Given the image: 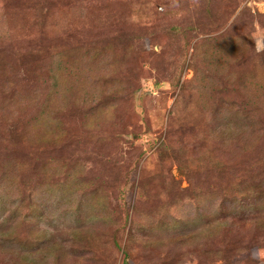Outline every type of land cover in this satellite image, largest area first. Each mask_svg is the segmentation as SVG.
<instances>
[{
  "label": "rangeland",
  "instance_id": "rangeland-1",
  "mask_svg": "<svg viewBox=\"0 0 264 264\" xmlns=\"http://www.w3.org/2000/svg\"><path fill=\"white\" fill-rule=\"evenodd\" d=\"M262 100L264 0H0V264H264Z\"/></svg>",
  "mask_w": 264,
  "mask_h": 264
},
{
  "label": "trees",
  "instance_id": "trees-1",
  "mask_svg": "<svg viewBox=\"0 0 264 264\" xmlns=\"http://www.w3.org/2000/svg\"><path fill=\"white\" fill-rule=\"evenodd\" d=\"M62 68V65L59 66ZM262 104H264V100H262ZM246 105V104H245ZM246 109L249 112L251 109L255 113H259V103L257 102V105H254L252 102L249 105H246ZM246 132V131H245ZM248 134V132H246Z\"/></svg>",
  "mask_w": 264,
  "mask_h": 264
}]
</instances>
